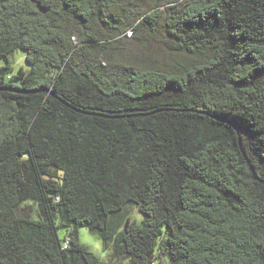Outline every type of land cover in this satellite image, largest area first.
I'll return each instance as SVG.
<instances>
[{
  "label": "trees",
  "instance_id": "trees-1",
  "mask_svg": "<svg viewBox=\"0 0 264 264\" xmlns=\"http://www.w3.org/2000/svg\"><path fill=\"white\" fill-rule=\"evenodd\" d=\"M20 49L0 264H98L82 227L127 264H264V0H0Z\"/></svg>",
  "mask_w": 264,
  "mask_h": 264
},
{
  "label": "rangeland",
  "instance_id": "rangeland-1",
  "mask_svg": "<svg viewBox=\"0 0 264 264\" xmlns=\"http://www.w3.org/2000/svg\"><path fill=\"white\" fill-rule=\"evenodd\" d=\"M136 2L142 3L144 5V1L147 3L148 0H135ZM131 32H127L122 37L126 39L130 37ZM128 46V45H127ZM156 46H162L159 43L155 44ZM11 65L13 68H10ZM0 76L5 75L8 81H13V83H19V80H15L13 76L17 74L20 68L24 67L26 70L30 68L26 60V52L22 49L17 50L8 60L5 57H0ZM31 202V201H29ZM132 218L136 220L138 223H142L143 216L139 211L138 207L131 206ZM38 218V215L34 216ZM60 236L64 238L66 236V230H59ZM80 240L82 244H84L87 249L93 253L98 258V264H127V260L116 259L112 255V250H108L105 248L104 242L100 237L98 232L90 230L88 227L80 228Z\"/></svg>",
  "mask_w": 264,
  "mask_h": 264
},
{
  "label": "water",
  "instance_id": "water-1",
  "mask_svg": "<svg viewBox=\"0 0 264 264\" xmlns=\"http://www.w3.org/2000/svg\"><path fill=\"white\" fill-rule=\"evenodd\" d=\"M38 4H39V7L42 10V12H44V13L48 12L49 9L47 7L41 6L40 3H38Z\"/></svg>",
  "mask_w": 264,
  "mask_h": 264
}]
</instances>
